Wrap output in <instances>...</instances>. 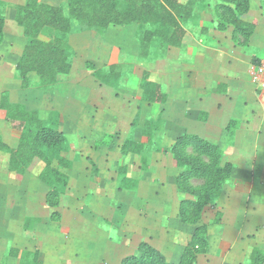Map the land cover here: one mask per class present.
<instances>
[{
	"label": "rangeland",
	"instance_id": "1",
	"mask_svg": "<svg viewBox=\"0 0 264 264\" xmlns=\"http://www.w3.org/2000/svg\"><path fill=\"white\" fill-rule=\"evenodd\" d=\"M2 1L5 22L4 41L0 45V103L3 100L7 104H20L27 111H35L46 126L61 132L66 139L62 155L72 166L67 172L68 189L59 197L58 207L51 208L45 203L50 189L38 179L44 164L35 161L19 178L8 171L7 155L0 152V264H19L18 258L9 255L11 250L34 251L27 239L30 237V229L36 223L41 225L36 232L37 236L47 239L46 236L51 235L48 239H54L52 246L55 245L60 255H63L62 264L107 262L113 258L121 243L118 229L112 228L110 222L104 220L105 212L93 213L88 208L95 204V189H92V184L98 177V168L107 167L114 171L117 185L122 178L118 173L124 166L136 170L140 164L141 170L146 171L151 165L159 170L170 171L171 166L175 168L172 158L167 156L177 133L174 127L178 120L183 121L181 115L186 110L188 114L197 117L203 114L199 110L206 107L209 97L205 95L202 98V93L208 85L205 79L210 61L216 60V69L222 73L223 69L227 71L229 60H247L251 56L259 58H251L256 62L263 60L264 0H249L250 9L241 17L243 21L253 23L255 29L257 27L255 44L249 45V40L247 46L241 45L232 39L231 28L224 31L215 28L217 17L210 7L215 2L212 0L209 7L195 10L198 17L185 29L186 34L180 48L168 49L166 45L154 42L146 56L142 54L137 40V36L145 28L132 24L124 27L110 26L99 32L85 30L69 14L67 0H39L43 4L62 7L65 17L70 20L67 41L71 70L68 75L60 76L54 85L47 88H43L34 75L28 76L30 85L27 88L17 79L15 65L26 40L14 17L16 8L23 5L25 0ZM175 60H198L199 67L195 69L201 71H194L199 75L192 71V66H185L183 63L179 65ZM236 71L240 77H245V67L242 68L239 64ZM144 73H148L151 80L162 86L167 95L164 104L148 105L142 100L139 85ZM235 86L237 84L233 85V89ZM244 86L245 90L238 86L241 91L234 96L231 104L235 108L240 103H248L255 113L256 126L264 131V105L260 103L253 85L246 81ZM200 99H204V105H196ZM222 99L219 96L212 98V103L216 101V104L221 105L219 110L215 112L207 109L209 115L212 112L211 119L217 116L223 121L220 130L215 126L206 127L203 123L196 124L190 130V125L184 122L177 125V129L181 133L193 134L218 145L223 155H226L229 148L238 150L239 155L231 161L233 173L236 172L237 175L238 170L244 172L242 179L247 177L248 170L244 166L243 156L254 157V165L261 173L260 176L263 174L264 177V132L257 153L250 154L245 149L241 152L236 145L235 135L228 136L233 128L227 129L226 125L233 118L228 116V101ZM5 116L4 108L0 107V137L13 148L17 145L18 134ZM146 120L154 122L152 142L138 155H123L121 146L126 140L145 143L142 133ZM247 179V182L251 181L250 177ZM261 182L263 184L258 181L254 183L253 193L249 195L244 209L246 218L243 233L252 234L257 231L259 237L257 236L253 245L264 249V178ZM161 183L163 181L156 185L160 186ZM191 184L197 186L199 183L192 181ZM182 196L183 199H189L187 195ZM74 202L87 209L74 206ZM214 217L215 213L210 224L203 221L207 219L206 215L201 216V221L209 227L213 225L211 222ZM183 225L191 229V232L186 231L190 233V238L192 226ZM189 238L182 233L180 239H176V244L184 249ZM177 249L173 253L174 258L167 259L168 262L177 261ZM171 250L172 247L167 249ZM207 251L197 256L195 264L203 259ZM46 257L49 262L55 259L52 255Z\"/></svg>",
	"mask_w": 264,
	"mask_h": 264
},
{
	"label": "trees",
	"instance_id": "2",
	"mask_svg": "<svg viewBox=\"0 0 264 264\" xmlns=\"http://www.w3.org/2000/svg\"><path fill=\"white\" fill-rule=\"evenodd\" d=\"M67 0V9L85 30L104 31L110 26H129L136 24L145 28L137 36L142 54L145 56L154 42H160L169 48H180L190 22L196 21L197 8L212 7L217 17L215 28L218 31L232 29V39L247 46L255 31L253 23H247L241 17L250 9L249 0ZM4 2L0 0V45L4 41L5 17L2 11ZM15 23L22 30L25 44L15 65L17 79L24 88L29 87V75H34L43 88L50 87L60 76L68 75L71 70L67 37L70 32V20L65 17L62 7L41 3L39 0H25L16 8ZM258 63V62H255ZM142 100L148 104H164L167 95L162 86L144 73L140 81ZM0 107L6 112L5 119L18 134L15 147L7 145L0 137V152L7 155V169L21 178L35 161L44 164L38 174L39 181L49 188L45 203L57 208L59 197L68 189L67 172L71 162L63 157L66 139L61 132L46 126L35 111H27L20 104H7L2 100ZM153 124L146 120L143 138L145 143L126 140L121 146L123 155H138L152 142ZM237 122L230 121L228 136L234 134ZM173 166L179 170L174 178L177 192L187 195L178 207V219L182 224L192 226V234L182 250L176 264H195L197 256L206 253L207 225L202 223L204 209L214 206L223 186L231 179L234 167L223 161V152L218 145L192 134L176 137L169 149ZM122 176L119 187L132 189L135 182L126 178V166L118 176ZM119 176V177H120ZM199 183L197 186L191 183ZM54 214L52 217L54 218ZM221 221L219 211L211 224ZM137 255L121 260L120 264H171L155 248L141 242ZM12 257H19V264H40L37 253L11 250ZM248 264H264V252L252 248Z\"/></svg>",
	"mask_w": 264,
	"mask_h": 264
},
{
	"label": "crops",
	"instance_id": "3",
	"mask_svg": "<svg viewBox=\"0 0 264 264\" xmlns=\"http://www.w3.org/2000/svg\"><path fill=\"white\" fill-rule=\"evenodd\" d=\"M256 33L257 27L250 38L249 45L257 43L255 42V37L258 35ZM251 58L259 59L256 56H251ZM251 58L247 60H229L227 71L223 69L222 73H219L216 69V60H211L207 70L208 76L205 79L208 85L202 93V98L205 95L209 97L206 107L199 110L203 114L197 117L188 114L186 110L181 115V120H183L181 122H184L186 125L189 124L190 126H188V128H190V130L198 123H203L206 127L215 126L220 130L223 126V121L219 120L217 116L211 119V111L216 112L221 108V105L216 104V101L212 103V98L219 96L223 98L222 100L228 101L227 105L228 108H230V110L227 111L228 116H231L233 118L232 120L237 122L238 126L234 130L236 145L240 147L241 152L245 149L250 151V154H255L258 152L259 141L262 139L261 136L264 131L256 126L254 120L255 113L248 103H240V105L235 108H233L231 104L233 98H235L234 96L241 91L238 89V86L245 90V82L247 81L248 84H251L248 71L252 62L255 63L257 61L251 60ZM175 61H177L179 65L183 63L185 66L186 64L192 66L193 72H195L194 69L196 67H199L200 63L198 60H192L191 62H188V60ZM239 64L240 67L246 68L244 73L245 77H240L236 71V67H239ZM195 70L197 71L198 69ZM198 71L201 70L199 69ZM208 80H210V82ZM235 84H237V87L235 86V89H233V85ZM198 104L204 105V99L197 101L196 105ZM207 109L211 110L209 111L211 112L210 115L207 113ZM177 122L174 127L177 132L176 136H174V141L176 137L184 134L177 129V125L181 124L179 120ZM228 125H226V128ZM236 155H239L238 150L229 148L226 150V155H223V161L232 164L231 160H233ZM167 156L171 158L169 152H167ZM243 158L244 166L248 167L246 172L247 177L242 179V174H244V172L241 170L237 171V175L236 172L233 173L232 179L229 180L230 182L228 181L223 186L218 199L214 203L215 205L203 211L202 216H207L206 220L202 218L204 222L210 224V220H212L216 211L220 212L221 221L217 225H210L208 227L207 240L209 248L207 254L203 256V259L199 260L197 264H248L251 248L254 247L261 251L264 250L258 247V245H253V242L259 237L257 231L252 234L243 233L246 218L244 209L248 204L249 195L253 193L254 183L258 181L263 184L261 180L264 178L263 174L260 176L261 173L258 172L257 167L254 165V157L243 156ZM131 167L133 168V166ZM137 167L138 169L136 170L126 168V178L135 182V186L132 189H121L119 185L116 184L117 182L114 176L116 173L110 168H98V177L96 181L93 182L95 185L92 184V189H95V204L88 208L89 211L93 213H98L99 211L105 212L104 216L106 219L104 218V220H106L107 223L110 222L112 228L118 229V239L122 244V246L121 244L117 246V252L113 254L111 260L99 264H120L123 258L138 254L137 248L141 242L147 243L162 253L166 261L167 259L174 258L173 253L175 252V248H178L177 251L179 252H177L176 256L177 261H167L168 263L176 264L183 250V246L176 244V239H180L182 233L184 237L188 236L189 238L190 233L187 232H191V229L186 228L178 219L179 202L183 199V196L177 192L174 183V178L178 174V170L172 166L170 171L166 169L159 170L154 168L153 165L149 166L147 171L144 169L141 170L140 164H138ZM248 177H250V182L246 181ZM159 181H163V183L157 186L156 183ZM73 205H78V207L81 209L84 208V210L87 209V207L85 208L84 205L80 206L77 202H74ZM99 220H101V217H99ZM40 222L41 221H39V223ZM40 227L41 225L36 223L33 228L30 229V237L27 239V242L34 251L21 250L19 251V256L23 252L37 253L40 264H62L64 257L62 254L60 255L55 245L52 246L54 239L52 237L48 239L51 235H47V239L43 236L36 235ZM121 227L122 229H120ZM84 228L86 227H83V229ZM67 230L69 231L70 229L67 228ZM170 247H172L171 252L167 251ZM47 255H52L55 259H51L52 261L49 262L47 260L49 258L46 257ZM16 258L19 259V257Z\"/></svg>",
	"mask_w": 264,
	"mask_h": 264
},
{
	"label": "built area",
	"instance_id": "4",
	"mask_svg": "<svg viewBox=\"0 0 264 264\" xmlns=\"http://www.w3.org/2000/svg\"><path fill=\"white\" fill-rule=\"evenodd\" d=\"M248 75L255 87L259 101L264 105V59L250 66Z\"/></svg>",
	"mask_w": 264,
	"mask_h": 264
}]
</instances>
